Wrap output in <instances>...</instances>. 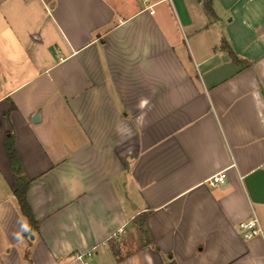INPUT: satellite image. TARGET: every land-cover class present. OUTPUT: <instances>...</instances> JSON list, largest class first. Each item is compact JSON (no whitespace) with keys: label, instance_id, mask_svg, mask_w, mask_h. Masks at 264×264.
I'll list each match as a JSON object with an SVG mask.
<instances>
[{"label":"crops","instance_id":"crops-1","mask_svg":"<svg viewBox=\"0 0 264 264\" xmlns=\"http://www.w3.org/2000/svg\"><path fill=\"white\" fill-rule=\"evenodd\" d=\"M253 215L264 0H0V264H264Z\"/></svg>","mask_w":264,"mask_h":264},{"label":"trees","instance_id":"trees-1","mask_svg":"<svg viewBox=\"0 0 264 264\" xmlns=\"http://www.w3.org/2000/svg\"><path fill=\"white\" fill-rule=\"evenodd\" d=\"M204 9L208 15H212L209 3H205ZM4 151L9 170L12 173L16 182V190L14 191V197L16 200L17 208L20 215L24 218L26 222L27 234L30 235L32 232H37L38 222L34 219L31 210L27 204L26 194L29 187V181H26L21 177L19 159L14 148V137L11 134H7L4 137ZM140 230L142 234H145L142 230V222L140 225ZM24 235H26V233ZM168 264L175 263L170 262Z\"/></svg>","mask_w":264,"mask_h":264},{"label":"built area","instance_id":"built-area-1","mask_svg":"<svg viewBox=\"0 0 264 264\" xmlns=\"http://www.w3.org/2000/svg\"><path fill=\"white\" fill-rule=\"evenodd\" d=\"M144 3H147V0H143ZM152 6H149L148 9H151ZM153 11H150L149 14H152ZM226 178L225 172L218 173L212 177H210L207 181L208 185L211 187H215L218 184H221L224 179ZM238 230L241 234V237L244 241L251 240L252 238L255 237H260L264 236V230L260 227V224L257 220V218L253 215L250 220L240 222L238 224ZM121 232H119L120 234ZM118 234H114L112 236V239L117 240L118 239ZM90 253H85L82 255H79L76 257L77 260L81 261L85 257H88Z\"/></svg>","mask_w":264,"mask_h":264},{"label":"rangeland","instance_id":"rangeland-1","mask_svg":"<svg viewBox=\"0 0 264 264\" xmlns=\"http://www.w3.org/2000/svg\"><path fill=\"white\" fill-rule=\"evenodd\" d=\"M129 234H130V238L131 239H134L135 237L137 238V233L135 232V231H133V225H131L130 227H129Z\"/></svg>","mask_w":264,"mask_h":264}]
</instances>
